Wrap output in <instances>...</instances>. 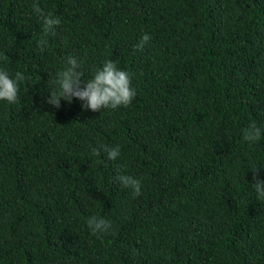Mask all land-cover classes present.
Instances as JSON below:
<instances>
[{"label": "trees", "instance_id": "obj_1", "mask_svg": "<svg viewBox=\"0 0 264 264\" xmlns=\"http://www.w3.org/2000/svg\"><path fill=\"white\" fill-rule=\"evenodd\" d=\"M37 3L61 21L43 52ZM68 56L84 80L115 62L132 103L48 104ZM0 69L25 77L0 100V264H264V136L243 139L264 130V0H0Z\"/></svg>", "mask_w": 264, "mask_h": 264}, {"label": "clouds", "instance_id": "obj_2", "mask_svg": "<svg viewBox=\"0 0 264 264\" xmlns=\"http://www.w3.org/2000/svg\"><path fill=\"white\" fill-rule=\"evenodd\" d=\"M33 11L43 19L44 37L38 41V47L43 52L48 44L46 37L54 34L56 28L60 25L59 17H54L51 13L45 14L39 4L32 5ZM151 40V36L144 34L137 48L143 49ZM80 63L73 56H68L65 66L56 73L55 84L58 85V91L52 90L47 103L59 109L61 100L72 103L76 98L83 103L82 107L90 109L93 112H101L104 109H116L118 107L129 106L136 91L131 84V76L128 72L120 70L117 64L112 60H106L103 66L98 69L93 77L88 80L83 79V72L80 71ZM25 79L21 72H16L15 77H10L6 70L0 69V100L6 101L8 104H15L19 99V82ZM264 136V130L258 127L253 121L243 134L246 142L254 143ZM91 147V146H90ZM103 150L107 154L108 161H116L120 156L119 146L109 147L100 145L99 147H91L92 155L99 156ZM253 171L252 184L258 200L264 201V180L257 178V168H251ZM117 181L124 187L131 189L133 197L141 195L142 183L131 175L118 174ZM87 226L92 235L99 236L106 233L111 228V222L100 217H90Z\"/></svg>", "mask_w": 264, "mask_h": 264}]
</instances>
